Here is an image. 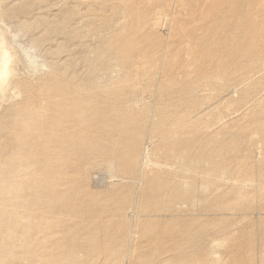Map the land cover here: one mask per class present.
Wrapping results in <instances>:
<instances>
[{
    "label": "rangeland",
    "instance_id": "374dc122",
    "mask_svg": "<svg viewBox=\"0 0 264 264\" xmlns=\"http://www.w3.org/2000/svg\"><path fill=\"white\" fill-rule=\"evenodd\" d=\"M1 18L21 58L0 90V264H264V0H0ZM88 103L63 200L26 229L13 129Z\"/></svg>",
    "mask_w": 264,
    "mask_h": 264
},
{
    "label": "bare ground",
    "instance_id": "6f19581e",
    "mask_svg": "<svg viewBox=\"0 0 264 264\" xmlns=\"http://www.w3.org/2000/svg\"><path fill=\"white\" fill-rule=\"evenodd\" d=\"M0 20L2 21V18ZM14 38L15 37H13V39ZM13 42L10 41V39L8 38L7 31L3 30L0 27V90H3L6 85H9L10 82L12 81L14 82L15 79L13 78L14 80L12 81L11 79L13 75L14 74L17 75L18 73L16 72L19 71L18 70L19 68L17 65L21 57H19V53L16 50V45L18 44L16 42L14 43ZM19 51H20V48H19ZM22 51L25 52L23 54H26V56H28L26 50L23 49ZM28 58H32V57L28 56ZM122 63H125V62H122ZM145 68L144 66L143 68L141 67V69H145ZM149 68L154 69L153 67H149ZM136 70H137V74L139 75L138 73L139 70L138 69ZM146 71L147 70H144V72H141V71L140 72L145 73ZM150 72L145 73V74H149ZM137 74L136 76H138ZM143 78L141 79L143 80ZM16 80H17V77H16ZM21 84L23 85V83L21 82H15L14 85L13 84L12 85H13V88L14 86L16 88V86L17 87L21 86ZM41 86H44L46 88L47 85L42 84ZM93 109H94L93 105L88 103L86 105H82L79 109L77 108L76 111H74L73 113H70V116L74 118V121H76L75 126H78V127L82 126L84 128L83 132L85 134L82 136H80L79 134H75L76 136L74 139L70 137L71 132L69 130L67 131L68 128L63 127V124L67 122L73 123L74 121L68 120L70 116H68L67 111L62 108H60V110L58 111V112H62L60 113V117H57L54 120L51 119L49 121L47 120L44 124H37L38 122L36 123L33 117L32 120H23L19 127L20 129H13V133L15 134L17 133L15 135L16 136L15 139L18 141L17 146L18 148H21V152H22L20 155L17 156V159L24 161V164L22 165V167H24L25 169L23 172L24 178L22 179L20 186L18 188L11 189V194L12 196L21 198L25 201L22 203L13 205L12 211L14 215L25 214L24 218L27 221L25 222L26 229L29 223L36 219H38L37 227L42 226L44 222H47L50 209L55 208L53 207L54 205L51 207L50 204L52 202L59 203L60 201L63 200L62 196L64 193V184H65L64 167L68 160L65 154H67L70 151V149L72 150L77 146H88L86 145L88 143L87 140L92 139V138H87L86 134H88L93 128L92 123H91L93 120H87L86 118H84V120H81V118L84 116L83 112L84 113L90 112ZM49 110L57 111V106L46 109L45 111H49ZM41 114L42 113H40V115ZM54 126H58V128L53 129ZM100 126L101 127L103 126L105 128L110 127L109 133L113 134L112 133L113 128L111 125H109L108 120H105L103 122L100 121L99 125H96V127H100ZM106 135H108V133H106ZM135 143L136 142H134V145H132L133 148L135 146ZM71 147H74V148H71ZM130 148L131 146L129 147V149ZM128 156L133 157V155H130V153L128 154ZM142 158H145V156ZM144 163L146 164L147 162H144ZM190 165H192V158L190 160ZM190 165L188 166V168L190 167ZM188 171H192V170H188ZM206 172L209 173V171H206ZM189 188H184L182 189L181 192L184 195L188 194ZM16 207L18 208L17 210H16ZM25 235L26 234L24 233L23 236ZM28 248L30 247L28 246ZM3 261H5V259Z\"/></svg>",
    "mask_w": 264,
    "mask_h": 264
}]
</instances>
